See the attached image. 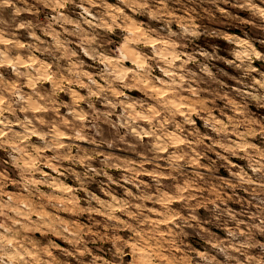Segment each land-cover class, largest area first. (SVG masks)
I'll return each mask as SVG.
<instances>
[{"label": "rangeland", "instance_id": "374dc122", "mask_svg": "<svg viewBox=\"0 0 264 264\" xmlns=\"http://www.w3.org/2000/svg\"><path fill=\"white\" fill-rule=\"evenodd\" d=\"M236 3L0 0V264L264 260V29Z\"/></svg>", "mask_w": 264, "mask_h": 264}, {"label": "clouds", "instance_id": "9594fccd", "mask_svg": "<svg viewBox=\"0 0 264 264\" xmlns=\"http://www.w3.org/2000/svg\"><path fill=\"white\" fill-rule=\"evenodd\" d=\"M19 2L26 4L28 0H19ZM213 2H215V0H213ZM220 2L223 4H229L232 3L233 0H220ZM235 6L239 7L240 9H245L251 13V18L247 20H241V23L253 24V26L264 29V0H238V3H236ZM23 10L24 9L22 8H17L16 13L19 14ZM218 10L221 12L225 11L222 8ZM245 43H247V41H245ZM260 254L264 256V245L261 246ZM5 264H7V261H5ZM260 264H264V260H261Z\"/></svg>", "mask_w": 264, "mask_h": 264}]
</instances>
